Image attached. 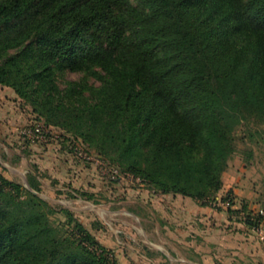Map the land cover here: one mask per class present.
Wrapping results in <instances>:
<instances>
[{
	"label": "trees",
	"instance_id": "trees-1",
	"mask_svg": "<svg viewBox=\"0 0 264 264\" xmlns=\"http://www.w3.org/2000/svg\"><path fill=\"white\" fill-rule=\"evenodd\" d=\"M0 85L153 195L264 224L218 197L237 127L264 121V0H0ZM27 180L0 171V264H119Z\"/></svg>",
	"mask_w": 264,
	"mask_h": 264
},
{
	"label": "rangeland",
	"instance_id": "rangeland-1",
	"mask_svg": "<svg viewBox=\"0 0 264 264\" xmlns=\"http://www.w3.org/2000/svg\"><path fill=\"white\" fill-rule=\"evenodd\" d=\"M67 76L75 78L77 74ZM25 131L30 133L24 134ZM235 134L237 151L223 172L224 189L218 197L231 190L235 197L234 208L239 209L246 204V192L253 189L256 194L253 193L247 205L254 213H264L261 207L264 202V121L252 120L238 126ZM0 171L28 189L31 188L27 177L33 172L41 184V190L33 192L72 210L97 239L115 253L119 264H161L164 261L199 264L193 256L195 248L201 253L214 249L201 242L206 240L201 236L202 228L197 227V223L194 225V222L203 225L197 216L191 212V215L170 213L166 205L174 200L153 195L140 178L120 171L80 139L47 125L28 103L3 85H0ZM81 191L93 197L82 198ZM218 221L221 222L220 217ZM217 226L222 227V223ZM237 226L238 223L231 221L232 231ZM204 227L206 229V225ZM176 228L183 230L182 243L176 241L175 244L171 237ZM223 255L221 247L215 246L216 264L219 259L223 260Z\"/></svg>",
	"mask_w": 264,
	"mask_h": 264
},
{
	"label": "crops",
	"instance_id": "crops-1",
	"mask_svg": "<svg viewBox=\"0 0 264 264\" xmlns=\"http://www.w3.org/2000/svg\"><path fill=\"white\" fill-rule=\"evenodd\" d=\"M223 187L224 186H222V188ZM223 189L220 191H223ZM239 193H241L240 189ZM253 193L256 194L255 190L253 189L246 192L244 198L246 204L252 197ZM174 201L175 202H171L172 204L166 205V209L170 213L172 212L178 215L181 213L190 214L191 212L192 215L197 216L196 219L203 221V225H201L200 222H194V225L197 223L198 226H196L202 228L201 232L203 234L201 236L206 240L205 242L204 240L201 242L206 243L208 246L210 245L211 247H214L212 250H203L205 251L204 253L199 252L197 247L195 248V253H193V256L194 258L198 259L199 264H216L217 261L215 256V246L218 249L221 247V250L224 253L223 260L219 259V264H264V224L260 228L261 233L257 234L252 230L247 229L242 224H239V226L234 229L235 231H232L230 227L231 222L228 221L227 215L225 213H217L211 208H203L191 201L180 198L174 199ZM192 207L194 209L189 210V208ZM261 207L264 209V202H261ZM219 217L221 218V222H217V218ZM202 218L204 220H207L208 218L209 221L205 222ZM221 223L222 227L217 226ZM204 225H206V229H204ZM217 228L222 229V231ZM182 231L183 230L181 228H176L175 233L171 236L175 240V244L183 242ZM191 242L193 243L192 239ZM219 244H222V246H219ZM190 262H193L192 258L190 259Z\"/></svg>",
	"mask_w": 264,
	"mask_h": 264
},
{
	"label": "built area",
	"instance_id": "built-area-1",
	"mask_svg": "<svg viewBox=\"0 0 264 264\" xmlns=\"http://www.w3.org/2000/svg\"><path fill=\"white\" fill-rule=\"evenodd\" d=\"M35 130H36V132L39 134V127H37ZM27 132L30 133L29 131H25L24 134H26ZM37 133H36V135H37ZM261 213H262V212H261ZM260 228H261V227H254L253 230L256 231V232H258V233H260V230H261Z\"/></svg>",
	"mask_w": 264,
	"mask_h": 264
}]
</instances>
